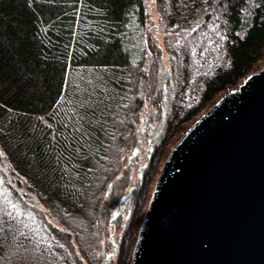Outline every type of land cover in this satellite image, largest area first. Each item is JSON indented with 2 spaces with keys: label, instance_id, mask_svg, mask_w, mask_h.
<instances>
[{
  "label": "trees",
  "instance_id": "1",
  "mask_svg": "<svg viewBox=\"0 0 264 264\" xmlns=\"http://www.w3.org/2000/svg\"><path fill=\"white\" fill-rule=\"evenodd\" d=\"M155 3L161 46L144 0H0V264H130L171 146L264 63V0Z\"/></svg>",
  "mask_w": 264,
  "mask_h": 264
},
{
  "label": "water",
  "instance_id": "2",
  "mask_svg": "<svg viewBox=\"0 0 264 264\" xmlns=\"http://www.w3.org/2000/svg\"><path fill=\"white\" fill-rule=\"evenodd\" d=\"M130 264H264V66L172 148Z\"/></svg>",
  "mask_w": 264,
  "mask_h": 264
},
{
  "label": "rangeland",
  "instance_id": "3",
  "mask_svg": "<svg viewBox=\"0 0 264 264\" xmlns=\"http://www.w3.org/2000/svg\"><path fill=\"white\" fill-rule=\"evenodd\" d=\"M144 2H145V6H146V9H147V15H148V25H150L151 26V24H152V27H153V30H154V35H155V37H156V39H157V41H158V43H159V45L161 46V44H162V39H163V34L160 32V31H158L157 29H156V27L154 26V24L155 25H157V23H158V18H159V11H158V8H157V6H156V3H155V0H144ZM264 66V63L262 64V66L261 67H263ZM260 67V68H261ZM259 68V69H260ZM257 71V70H256ZM235 90V89H234ZM227 93H229V92H227ZM226 93V94H227ZM225 93L223 94V96L224 95H226ZM222 96V97H223ZM221 97V98H222ZM220 98V99H221ZM209 110V109H208ZM202 116V115H201ZM183 136V135H182ZM181 136V137H182ZM180 137V138H181ZM179 138V139H180ZM179 139L178 140H176V142L171 146V148H170V151H169V153L171 152V150H172V148L175 146V144L179 141ZM169 153H168V155H169ZM168 155L166 156V158L168 157ZM166 158H165V160H166ZM164 160V161H165ZM163 164V163H162ZM158 177V175L156 176V178ZM156 180V179H155ZM155 183V182H154ZM149 202V201H148ZM148 204V203H147ZM147 207V206H146ZM146 209V208H145ZM115 210H113V214L115 215V212H114ZM145 212V211H144ZM126 215H127V212H126ZM144 215V214H143ZM143 218V217H142ZM125 219H126V216H124L123 217V224H124V221H125Z\"/></svg>",
  "mask_w": 264,
  "mask_h": 264
}]
</instances>
